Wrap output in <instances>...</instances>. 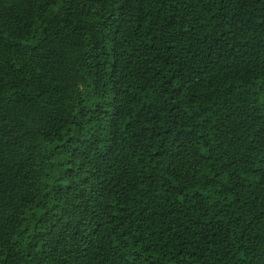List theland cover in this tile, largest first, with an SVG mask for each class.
<instances>
[{
    "label": "trees",
    "instance_id": "1",
    "mask_svg": "<svg viewBox=\"0 0 264 264\" xmlns=\"http://www.w3.org/2000/svg\"><path fill=\"white\" fill-rule=\"evenodd\" d=\"M0 264H264V0H0Z\"/></svg>",
    "mask_w": 264,
    "mask_h": 264
}]
</instances>
